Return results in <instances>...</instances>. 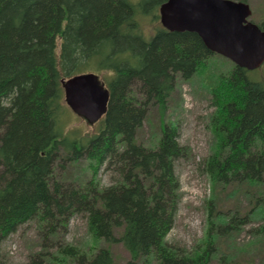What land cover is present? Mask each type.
Instances as JSON below:
<instances>
[{
  "label": "trees",
  "instance_id": "obj_1",
  "mask_svg": "<svg viewBox=\"0 0 264 264\" xmlns=\"http://www.w3.org/2000/svg\"><path fill=\"white\" fill-rule=\"evenodd\" d=\"M166 1L0 0V249L35 221L42 250L27 264H46L54 247L74 264H117L109 248L83 252L63 242L76 215L87 218L96 241L123 244L127 264H212L219 240L252 224L247 245L264 246V80L235 64L211 90L220 102L217 144L203 169L235 208L213 217L197 248L167 242L180 204L176 163L185 148L166 123L154 149L138 135L152 107L167 108L179 79L189 81L219 55L195 33L162 24L151 36L142 32L139 18L160 21ZM256 24L264 30V21ZM88 72L109 74L108 110L95 134L68 131L62 87V80ZM85 161L93 175L105 166L114 182L69 177ZM234 259L224 256L228 264Z\"/></svg>",
  "mask_w": 264,
  "mask_h": 264
},
{
  "label": "rangeland",
  "instance_id": "obj_2",
  "mask_svg": "<svg viewBox=\"0 0 264 264\" xmlns=\"http://www.w3.org/2000/svg\"><path fill=\"white\" fill-rule=\"evenodd\" d=\"M244 1L250 5L255 22L264 21V0ZM139 23L146 36H151L161 25L160 21L144 16L139 18ZM232 69L233 63L220 55L208 59L189 81L179 79L178 88L164 111L158 106L150 109L148 118L139 132V143L154 149L159 145L161 128L166 123L177 129L180 144L185 148L186 155L176 163L180 204L174 228L167 238L171 245L188 250L197 248L206 239L213 217L217 213L223 215L224 212L235 208V201L228 197L226 191H217L214 182L203 170L204 162L213 153L217 144L213 118L220 102L215 100L211 90L217 78L220 75H228ZM108 75L103 73L99 76L104 81V76ZM254 77L264 80V65L255 72ZM224 94L226 95V91ZM69 112L71 119L68 121V131L78 129L82 134L98 133L101 128L99 123L89 125L70 109ZM89 164L87 161L81 162L78 167L72 169V173L69 169V177L76 176L79 180L85 181L95 176L96 181L102 186H109L114 182V176L105 166L93 175ZM85 219L87 218L83 215L72 218L63 242L83 252L109 248L117 264H127L130 255L123 244L109 246L103 241H96L88 232ZM37 226L38 223L35 221L28 222L2 243L0 264H27L32 257L41 252ZM252 228L253 224L247 226L243 233L236 235L234 239L229 237L219 240V254L214 257L212 264H228L224 260L225 254H234L233 264H264V246L259 242H255L254 246L247 245L253 240ZM49 251L46 264H74L72 260L65 259L57 248Z\"/></svg>",
  "mask_w": 264,
  "mask_h": 264
},
{
  "label": "water",
  "instance_id": "obj_3",
  "mask_svg": "<svg viewBox=\"0 0 264 264\" xmlns=\"http://www.w3.org/2000/svg\"><path fill=\"white\" fill-rule=\"evenodd\" d=\"M251 7L233 0H167L160 7L163 27L197 34L204 45L248 71L264 64V30L249 20ZM67 106L89 125L105 117L110 90L99 75L84 73L62 80Z\"/></svg>",
  "mask_w": 264,
  "mask_h": 264
}]
</instances>
